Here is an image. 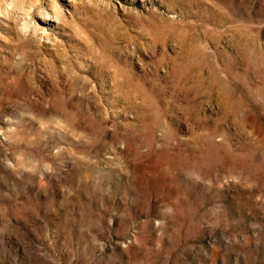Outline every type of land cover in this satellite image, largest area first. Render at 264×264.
Segmentation results:
<instances>
[{"label":"rangeland","instance_id":"obj_1","mask_svg":"<svg viewBox=\"0 0 264 264\" xmlns=\"http://www.w3.org/2000/svg\"><path fill=\"white\" fill-rule=\"evenodd\" d=\"M0 264H264V0H0Z\"/></svg>","mask_w":264,"mask_h":264}]
</instances>
